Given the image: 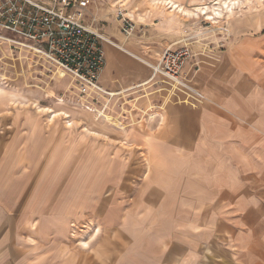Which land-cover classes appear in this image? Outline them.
I'll use <instances>...</instances> for the list:
<instances>
[{"label":"rangeland","instance_id":"rangeland-1","mask_svg":"<svg viewBox=\"0 0 264 264\" xmlns=\"http://www.w3.org/2000/svg\"><path fill=\"white\" fill-rule=\"evenodd\" d=\"M172 1L189 10L206 3L212 15L173 11L171 0H91L89 21L110 40L103 41L106 66L100 82L115 93L103 94L99 113L61 102L72 88L71 77L0 38V208L10 192L12 249L19 229L60 210L79 217L69 227L75 244L90 241L98 230L112 232L106 218L124 215L127 209L118 201L127 205L143 178L131 172L142 166L144 155L131 143L134 132L152 133L160 120L157 105L166 101L168 91L175 96L173 89L194 90L202 65L246 39V24L264 17V0H236L232 13L220 3L224 16L218 21L213 18L217 0ZM125 17L132 23L127 32ZM181 47L189 55L178 81L155 74L163 51ZM144 70L145 78H134ZM152 105L154 115L148 112Z\"/></svg>","mask_w":264,"mask_h":264},{"label":"crops","instance_id":"crops-1","mask_svg":"<svg viewBox=\"0 0 264 264\" xmlns=\"http://www.w3.org/2000/svg\"><path fill=\"white\" fill-rule=\"evenodd\" d=\"M254 22L246 39L202 65L196 90L168 91L152 133L134 132L144 155L131 172L143 178L127 205L115 203L124 215L106 218L112 232L75 244L69 227L79 217L60 210L19 229L12 249L6 192L0 264H264L263 14Z\"/></svg>","mask_w":264,"mask_h":264},{"label":"built area","instance_id":"built-area-1","mask_svg":"<svg viewBox=\"0 0 264 264\" xmlns=\"http://www.w3.org/2000/svg\"><path fill=\"white\" fill-rule=\"evenodd\" d=\"M90 2L0 0V38L63 70L71 77L72 88L61 102L73 101L89 111L103 105L100 98L105 88L100 77L106 66L103 41L107 40L89 21ZM123 22L127 32L132 23L126 17ZM188 55L185 47L166 48L154 73L178 81Z\"/></svg>","mask_w":264,"mask_h":264},{"label":"bare ground","instance_id":"bare-ground-1","mask_svg":"<svg viewBox=\"0 0 264 264\" xmlns=\"http://www.w3.org/2000/svg\"><path fill=\"white\" fill-rule=\"evenodd\" d=\"M165 1V0H164ZM238 2H239V0H238ZM162 3H164V2H162ZM220 3L221 4H223L222 6H226V8H227V10H228V12H234V9L236 8V4H237V1L236 0H217L216 1V4H218V5H220ZM169 5V4H168ZM221 6V5H220ZM218 6L217 8H214V11L213 12H215V14L217 15V16H214L213 18L214 19H216L217 20V18H220V17H223L224 16V11H223V7L221 6ZM184 7V6H183ZM170 8L174 11V10H178V11H180V12H183V14H186V15H190V14H193V13H196L197 15H199V14H204V15H207V16H210V15H212V13H211V8H210V6L208 5V4H206V3H200L198 6H196L194 9H192L191 10V8H190V10L189 9H187V8H182L180 5H176V3L175 2H173L172 0H171V2H170ZM182 14V13H181ZM218 21V20H217ZM97 32L100 34V35H102V36H104L102 33H100L98 30H97ZM105 37V36H104ZM106 38V37H105ZM107 39V38H106ZM106 41H108V42H110V40H106ZM57 69H60V68H57ZM61 70V69H60ZM104 93L105 94H107V95H110V96H114L113 94H115L114 92H111V91H107V90H104ZM14 103H16V102H14ZM106 108H107V104H106ZM91 111H95L96 113L98 112H100V110L99 109H97V108H95V109H92ZM52 117V116H51ZM69 122V123H68ZM67 123L68 124H72V123H70V121H67ZM99 231V230H98ZM83 244L84 245H87L88 244V242H86V241H83Z\"/></svg>","mask_w":264,"mask_h":264}]
</instances>
